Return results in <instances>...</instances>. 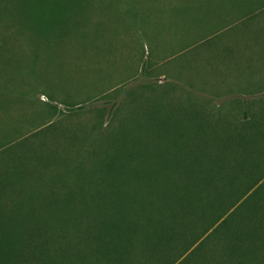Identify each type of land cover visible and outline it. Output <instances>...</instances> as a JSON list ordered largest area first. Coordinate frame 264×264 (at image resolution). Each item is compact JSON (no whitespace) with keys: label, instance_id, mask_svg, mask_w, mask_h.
<instances>
[{"label":"rangeland","instance_id":"1","mask_svg":"<svg viewBox=\"0 0 264 264\" xmlns=\"http://www.w3.org/2000/svg\"><path fill=\"white\" fill-rule=\"evenodd\" d=\"M257 74L264 0H0V210L22 205L24 238L51 233L30 264H48L50 251L56 264H92L97 205L111 216V200L132 201L128 222L143 226L189 181L194 158L208 171L216 135L241 129L263 161L264 105L241 104ZM244 111L248 128H235ZM223 228L199 251L212 264L228 262ZM244 261L264 264V249Z\"/></svg>","mask_w":264,"mask_h":264},{"label":"trees","instance_id":"2","mask_svg":"<svg viewBox=\"0 0 264 264\" xmlns=\"http://www.w3.org/2000/svg\"><path fill=\"white\" fill-rule=\"evenodd\" d=\"M241 104L248 107L246 103ZM248 116L247 111H244L240 125L235 128L240 129L247 125ZM224 134L216 135L218 154L208 148V171L202 170L204 167L201 164L205 159L194 158L191 161L189 158L187 162L191 161L193 164L190 173H186L191 175L190 178L187 177L189 181L175 187L178 195H172L171 202L162 198L163 202L155 203L153 212L149 215L147 213L143 218V226L128 222L132 201L129 204H111V200V216L105 214L103 204H98V212H104V215L100 213L103 218L101 227L99 226L100 231L96 232L92 264H176L184 256L178 264H212L208 251L201 254L199 251L211 238L212 232L223 227L222 232L231 231L227 235L231 244L227 264H245V259L247 263L257 260V253L264 249V229L259 208L254 202L259 200L260 196L262 198L264 193L257 192L262 184L256 188L255 186L263 178L264 160L253 157L252 148L255 141L248 139L241 129L234 136H230L228 132ZM181 147V151L190 152L185 142ZM254 148L258 150L256 144ZM261 157L264 159V153H261ZM71 174L75 175V172L72 171ZM11 177L12 175H6V183ZM3 188L5 189V185ZM250 191L252 192L246 201L242 202V207L240 204L197 245L198 241L236 206L242 196H246ZM98 195L93 198L92 204L100 199ZM255 196L258 197L254 202H249L250 198ZM113 199L118 202L121 197L117 194ZM247 203L250 204L246 207ZM251 204L255 205L252 207ZM139 209L145 212V204ZM21 210L22 205L9 212L0 210V264H30L32 258L37 262L34 255L36 248L43 250L41 242L47 245L50 241L51 233L43 235L41 240L34 235L32 238H24L25 235L20 232L24 229ZM29 210L31 211L32 207L26 215L32 220L33 215ZM231 218L235 225L228 226ZM85 233L87 236L84 246L87 248L92 245L93 232ZM243 246L248 247L247 255L242 254ZM188 251L189 254H186ZM54 256L51 251L46 253L48 264H56L52 262ZM82 256L77 254V260H81Z\"/></svg>","mask_w":264,"mask_h":264},{"label":"crops","instance_id":"3","mask_svg":"<svg viewBox=\"0 0 264 264\" xmlns=\"http://www.w3.org/2000/svg\"><path fill=\"white\" fill-rule=\"evenodd\" d=\"M254 83L251 87H249V91L244 95L242 99V103L249 104V102L257 101L259 106L264 105V74L259 76L256 75V79L252 81ZM260 117L264 118V114L260 115ZM259 117V118H260Z\"/></svg>","mask_w":264,"mask_h":264}]
</instances>
